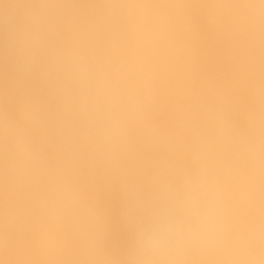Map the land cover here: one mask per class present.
Returning <instances> with one entry per match:
<instances>
[{
    "label": "bare ground",
    "instance_id": "bare-ground-1",
    "mask_svg": "<svg viewBox=\"0 0 264 264\" xmlns=\"http://www.w3.org/2000/svg\"><path fill=\"white\" fill-rule=\"evenodd\" d=\"M264 261V0H0V264Z\"/></svg>",
    "mask_w": 264,
    "mask_h": 264
},
{
    "label": "clouds",
    "instance_id": "clouds-1",
    "mask_svg": "<svg viewBox=\"0 0 264 264\" xmlns=\"http://www.w3.org/2000/svg\"><path fill=\"white\" fill-rule=\"evenodd\" d=\"M183 212L190 218H162L145 241V250L155 259L151 264H177L176 257L187 247L206 240L215 225L208 207L186 206ZM257 264H264L258 261Z\"/></svg>",
    "mask_w": 264,
    "mask_h": 264
}]
</instances>
